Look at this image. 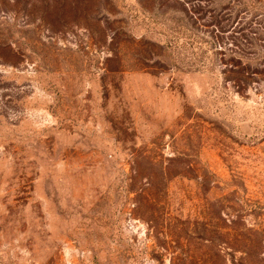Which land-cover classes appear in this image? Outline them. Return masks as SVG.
I'll return each instance as SVG.
<instances>
[{
  "label": "rangeland",
  "instance_id": "obj_1",
  "mask_svg": "<svg viewBox=\"0 0 264 264\" xmlns=\"http://www.w3.org/2000/svg\"><path fill=\"white\" fill-rule=\"evenodd\" d=\"M0 264H264V0H0Z\"/></svg>",
  "mask_w": 264,
  "mask_h": 264
}]
</instances>
